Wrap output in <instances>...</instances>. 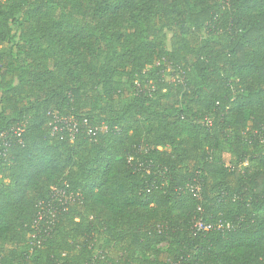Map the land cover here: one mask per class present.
I'll list each match as a JSON object with an SVG mask.
<instances>
[{
	"label": "trees",
	"instance_id": "16d2710c",
	"mask_svg": "<svg viewBox=\"0 0 264 264\" xmlns=\"http://www.w3.org/2000/svg\"><path fill=\"white\" fill-rule=\"evenodd\" d=\"M0 264H264V0H0Z\"/></svg>",
	"mask_w": 264,
	"mask_h": 264
},
{
	"label": "built area",
	"instance_id": "2783aa9c",
	"mask_svg": "<svg viewBox=\"0 0 264 264\" xmlns=\"http://www.w3.org/2000/svg\"><path fill=\"white\" fill-rule=\"evenodd\" d=\"M70 131H76L75 124L71 126ZM48 220L47 222L50 224L54 219V212L51 209H48ZM43 219V214L41 212L38 213V217L36 222L41 221ZM197 230H207V226H204L202 223H196Z\"/></svg>",
	"mask_w": 264,
	"mask_h": 264
},
{
	"label": "rangeland",
	"instance_id": "374dc122",
	"mask_svg": "<svg viewBox=\"0 0 264 264\" xmlns=\"http://www.w3.org/2000/svg\"><path fill=\"white\" fill-rule=\"evenodd\" d=\"M164 78L166 79V80H170V81H174V80H176V76H174V73H173V70H172V68H167V71H166V73H165V75H164ZM136 81V86H137V88H138V86H139V81L138 80H135ZM153 84H152V82L151 81H149L148 82V84L145 86V88L143 89V90H146L147 88H148V86H151V87H153L152 86ZM225 158H229V157H227V156H225ZM229 160L230 161H232L233 159L232 158H229ZM231 163H229V164H227V166L228 165H230Z\"/></svg>",
	"mask_w": 264,
	"mask_h": 264
}]
</instances>
